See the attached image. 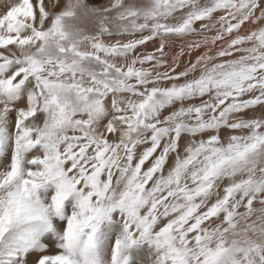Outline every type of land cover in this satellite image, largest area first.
<instances>
[{"label": "snow or ice", "instance_id": "6c2138e0", "mask_svg": "<svg viewBox=\"0 0 264 264\" xmlns=\"http://www.w3.org/2000/svg\"><path fill=\"white\" fill-rule=\"evenodd\" d=\"M0 264H264V0H0Z\"/></svg>", "mask_w": 264, "mask_h": 264}, {"label": "bare ground", "instance_id": "6f19581e", "mask_svg": "<svg viewBox=\"0 0 264 264\" xmlns=\"http://www.w3.org/2000/svg\"><path fill=\"white\" fill-rule=\"evenodd\" d=\"M89 1H99V0H89Z\"/></svg>", "mask_w": 264, "mask_h": 264}, {"label": "rangeland", "instance_id": "374dc122", "mask_svg": "<svg viewBox=\"0 0 264 264\" xmlns=\"http://www.w3.org/2000/svg\"><path fill=\"white\" fill-rule=\"evenodd\" d=\"M89 2H99V1H89Z\"/></svg>", "mask_w": 264, "mask_h": 264}]
</instances>
